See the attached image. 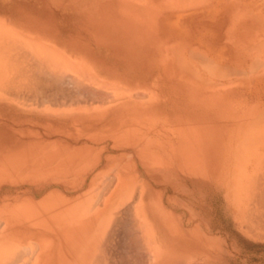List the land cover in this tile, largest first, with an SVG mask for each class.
I'll use <instances>...</instances> for the list:
<instances>
[{
    "label": "rangeland",
    "instance_id": "rangeland-1",
    "mask_svg": "<svg viewBox=\"0 0 264 264\" xmlns=\"http://www.w3.org/2000/svg\"><path fill=\"white\" fill-rule=\"evenodd\" d=\"M112 1L0 0V264H264V0H143L138 51Z\"/></svg>",
    "mask_w": 264,
    "mask_h": 264
},
{
    "label": "crops",
    "instance_id": "crops-1",
    "mask_svg": "<svg viewBox=\"0 0 264 264\" xmlns=\"http://www.w3.org/2000/svg\"><path fill=\"white\" fill-rule=\"evenodd\" d=\"M115 1V2H114ZM113 8L107 10V44L111 45L113 50H124L123 44H135V50L143 48V0H113ZM111 2V3H112ZM189 7L191 1L188 3ZM168 11H175L176 0H168ZM8 19H11L8 17ZM20 26L10 27L15 33L30 32L31 16H23ZM10 24H12L10 22ZM22 25V26H21ZM109 35V36H108ZM192 251L159 250L153 253L157 260L153 264H191L189 260L193 258ZM194 254L204 255L200 258L209 260L204 264H229L224 259H231V264H239L236 252L219 251H201ZM231 255V256H226ZM195 257V256H194ZM183 260V261H182ZM188 260V262H187ZM107 264H145V255L143 250H107Z\"/></svg>",
    "mask_w": 264,
    "mask_h": 264
},
{
    "label": "bare ground",
    "instance_id": "bare-ground-1",
    "mask_svg": "<svg viewBox=\"0 0 264 264\" xmlns=\"http://www.w3.org/2000/svg\"><path fill=\"white\" fill-rule=\"evenodd\" d=\"M258 170H259V169H258ZM260 176H261V175H260ZM261 184H262V183H261ZM257 185H260V184H257ZM263 185H264V184H263ZM259 187H261V186H259ZM261 189H263V186L260 188V192H259L260 194H261ZM258 190H259V189H258ZM262 191H263V190H262ZM262 194L264 195V193H262ZM256 195H257V194H256ZM256 195H255V196H256ZM261 196H262V195H261ZM257 197H258V195H257ZM259 197H260V195H259ZM263 197H264V196H263ZM262 200H264V198H263ZM262 200H259V201H262ZM256 201H257V200H256ZM257 202H258V201H257ZM256 204H257V203H256ZM263 204H264L263 201H262V205H261V203H259V207H260V205H261V206H262V210H263V206H264ZM257 205H258V204H257ZM260 208H261V207H260ZM252 209H253V207H252ZM248 211H249V210H248ZM251 213H252V212H251ZM258 213H259V212H258ZM258 213H257V214H258ZM262 213H264V212H262ZM257 214H256V215H257ZM259 215H260V214H259ZM262 216H263V215H262ZM249 217H250V215H249ZM258 217H259V216H258ZM254 218H255V216H254ZM263 218H264V217H263ZM247 219H248V218H247ZM259 220H260V219H259ZM261 220L263 221V219H261ZM261 220H260V221H261ZM262 221H261V222H262Z\"/></svg>",
    "mask_w": 264,
    "mask_h": 264
}]
</instances>
